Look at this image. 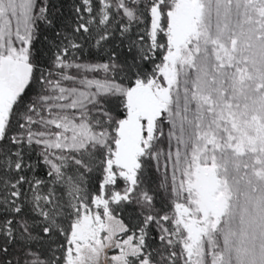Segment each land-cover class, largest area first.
<instances>
[{"label": "snow or ice", "instance_id": "snow-or-ice-1", "mask_svg": "<svg viewBox=\"0 0 264 264\" xmlns=\"http://www.w3.org/2000/svg\"><path fill=\"white\" fill-rule=\"evenodd\" d=\"M101 257L264 264V0H0V264Z\"/></svg>", "mask_w": 264, "mask_h": 264}, {"label": "rangeland", "instance_id": "rangeland-1", "mask_svg": "<svg viewBox=\"0 0 264 264\" xmlns=\"http://www.w3.org/2000/svg\"><path fill=\"white\" fill-rule=\"evenodd\" d=\"M112 254H114V253L110 251L109 252V256L112 255ZM101 264H107V262L104 260L103 257H101Z\"/></svg>", "mask_w": 264, "mask_h": 264}]
</instances>
